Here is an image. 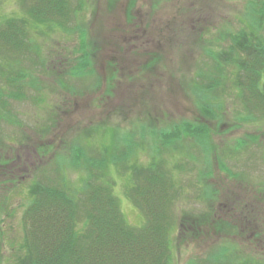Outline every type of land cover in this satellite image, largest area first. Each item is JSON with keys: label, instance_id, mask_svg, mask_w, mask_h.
<instances>
[{"label": "rangeland", "instance_id": "1", "mask_svg": "<svg viewBox=\"0 0 264 264\" xmlns=\"http://www.w3.org/2000/svg\"><path fill=\"white\" fill-rule=\"evenodd\" d=\"M82 2L68 25L80 23L87 33L92 72L60 78L65 69L56 62L64 54L68 68L79 39L48 24L28 28L32 51L14 56L13 69L0 56L3 69L27 75L19 82L25 95L11 99L0 115V264H16L24 253L23 213L35 176L45 169L61 167L64 187L79 191L88 179L84 168L100 170L93 182L105 181L126 222L143 226L127 184L137 172L112 169L125 161L124 151H131L129 166L155 160L175 183L172 264H264V114L234 88L230 66L217 88L204 89L215 61L208 51L229 44L224 33L244 28L257 0H134L130 20L129 0ZM27 10L26 0H0V20H22ZM200 96L210 116L200 111ZM182 121L205 126L202 142L183 137L157 154L149 131ZM111 143L118 149L106 154ZM78 148L83 168L68 169ZM83 212L80 206L74 226L80 248L89 229Z\"/></svg>", "mask_w": 264, "mask_h": 264}, {"label": "trees", "instance_id": "2", "mask_svg": "<svg viewBox=\"0 0 264 264\" xmlns=\"http://www.w3.org/2000/svg\"><path fill=\"white\" fill-rule=\"evenodd\" d=\"M82 1L79 0L77 5L73 6L71 0H26L28 3L27 18L18 20L9 17L0 20V56L3 63L13 69L12 62L16 59L14 56L23 57L31 53L32 46L28 28L39 23L48 24L47 27L50 28L55 26L79 39V49L70 56L68 68L65 62L68 57L64 58V54L61 57L62 60L56 62L59 67L62 66L65 69L61 71V79L83 77L92 72L89 58L92 50L87 49L86 46L87 33L79 27L80 23L73 27L68 25L75 21L82 12L84 8ZM129 1L126 11L127 20L132 19L131 11L135 4L134 0ZM256 4L257 6L252 8L250 13L251 17L249 20L246 19L244 28L232 34L224 33L222 39L224 37L228 39V45L218 52L208 51L215 61L211 76L204 77L208 80L204 89L206 93L217 88L220 72H227L226 67L230 66L234 71V88L240 92V96L246 95V101H244L246 104L264 114V0L260 2L257 0ZM29 59L33 64L37 62L36 55L31 54ZM0 75L5 76L4 85L0 87L1 115L7 112L5 107L11 99H18L25 95L22 92L24 84L20 85L19 82L24 81L27 75L21 71L15 73L10 69H3L2 66H0ZM240 76H247V78L243 80ZM200 97L202 102L204 98ZM199 106L202 113L210 116L208 103L203 101ZM201 124L200 122L194 124L191 121H182L179 125L178 123L172 125L171 129L169 127V130L149 131L156 142V153L159 154L169 147H174L173 144L183 137L182 140L188 138L202 142L206 134L205 126ZM116 146L113 143L108 144L105 153L111 152L112 154L118 147ZM40 147L43 150L46 149V145ZM37 150L34 148L36 154ZM77 151L73 160L70 159L69 163L67 161L68 169L69 167L83 168L79 166L81 158L78 156V154L82 156L83 150L78 148ZM120 155L124 156L125 161L113 163L112 169L117 171L119 165L118 171L125 166L128 172L130 170L137 172L136 176L134 173L131 174L132 181L127 180V184L132 190L131 199L145 217L143 226L135 227L126 222L117 200L105 181L93 182V180L98 181L96 176L100 170L96 169L95 173L91 169L89 171L84 168L88 179L82 182V189L79 191V189L64 187L61 180L64 176L62 173L60 175L59 171L61 167L58 170L52 167L51 171L45 169L35 176L30 188L31 199L23 213L24 253L16 264L173 263L171 237L174 233L173 224L178 227V223L173 218L174 214L169 213V200L176 192L175 183L159 169L155 160L147 167L137 168L135 163L129 166L131 151H124ZM76 159L78 161L75 162ZM90 164L93 166V163L90 162ZM80 196L83 197L80 198ZM80 206L87 213L89 228L85 238L87 240L82 248L79 247V238L77 239L74 228ZM243 264H259V262L248 260Z\"/></svg>", "mask_w": 264, "mask_h": 264}]
</instances>
